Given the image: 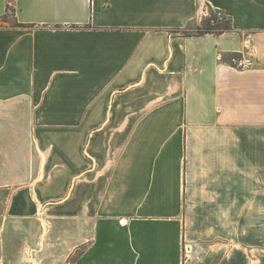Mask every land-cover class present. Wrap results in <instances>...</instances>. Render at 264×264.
<instances>
[{"label":"crops","instance_id":"0c3cea01","mask_svg":"<svg viewBox=\"0 0 264 264\" xmlns=\"http://www.w3.org/2000/svg\"><path fill=\"white\" fill-rule=\"evenodd\" d=\"M8 5L0 264H264V0Z\"/></svg>","mask_w":264,"mask_h":264},{"label":"trees","instance_id":"16d2710c","mask_svg":"<svg viewBox=\"0 0 264 264\" xmlns=\"http://www.w3.org/2000/svg\"><path fill=\"white\" fill-rule=\"evenodd\" d=\"M11 6L8 5V12L11 10ZM7 16V15H6ZM6 16L2 18L4 21L6 19ZM225 21L224 22H218V17H214L213 23L211 24V19L208 21H204V26L198 27L197 31H194L193 33H190L189 30H185L183 33L187 36H202L205 34H222L228 31L232 30V21L231 19L224 16Z\"/></svg>","mask_w":264,"mask_h":264},{"label":"rangeland","instance_id":"374dc122","mask_svg":"<svg viewBox=\"0 0 264 264\" xmlns=\"http://www.w3.org/2000/svg\"><path fill=\"white\" fill-rule=\"evenodd\" d=\"M11 10L8 12L7 16H6V19L3 21H0V26H5L6 24L5 23H9L10 25H14L15 23V13H14V9L12 7H10ZM220 13L218 11H215V10H210L208 15L206 17H204L203 19L199 20V22L197 23H194L190 28H189V32L190 33H193L194 31H197L198 27H201V26H204V21H208L211 19V24H214L213 23V18L214 17H218V22H224L225 19H224V16L223 15H219ZM79 253H77L73 258L72 260H75L77 255Z\"/></svg>","mask_w":264,"mask_h":264},{"label":"built area","instance_id":"2783aa9c","mask_svg":"<svg viewBox=\"0 0 264 264\" xmlns=\"http://www.w3.org/2000/svg\"><path fill=\"white\" fill-rule=\"evenodd\" d=\"M219 15L222 14L220 13ZM229 63L233 68L239 70L248 69L253 65V62L249 57H242L237 54H234L230 57Z\"/></svg>","mask_w":264,"mask_h":264}]
</instances>
